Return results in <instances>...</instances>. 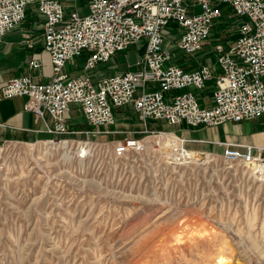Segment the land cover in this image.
<instances>
[{
  "label": "rangeland",
  "instance_id": "374dc122",
  "mask_svg": "<svg viewBox=\"0 0 264 264\" xmlns=\"http://www.w3.org/2000/svg\"><path fill=\"white\" fill-rule=\"evenodd\" d=\"M72 4L87 13V0ZM233 24L215 23L211 38L232 41ZM166 33L180 35L172 24ZM67 129L66 154L45 144L52 136L0 142V264H264L257 164L211 155L170 164L167 141L152 132L137 139L151 135L145 153L79 163L76 141L113 143Z\"/></svg>",
  "mask_w": 264,
  "mask_h": 264
},
{
  "label": "built area",
  "instance_id": "2783aa9c",
  "mask_svg": "<svg viewBox=\"0 0 264 264\" xmlns=\"http://www.w3.org/2000/svg\"><path fill=\"white\" fill-rule=\"evenodd\" d=\"M72 1L0 0V38L23 22L30 4L36 5L43 19L42 46L49 54L51 80L37 83L30 76L12 78L0 88V97L23 96L25 111L33 113L35 119L48 118L46 132L52 136L48 145L63 147L66 143L69 152V146L74 144L73 140L62 138L68 134L65 116L71 104L78 106L92 128L112 126L113 108L129 103L142 121L163 120L191 127L238 123L264 115V0H87L85 14ZM217 4L230 6L238 20L234 42L227 48L215 47L219 74L213 76L206 66L186 72L172 64L166 27L172 24L179 31L174 42L177 50L194 54L222 15ZM140 41H144L145 51L139 62L142 67L136 72L105 77L95 83L87 74L69 78L63 72L66 63L85 53L83 70L92 71L115 53ZM27 45L31 47V41ZM39 65L36 60L29 62L32 69ZM212 78L215 89L210 108L200 107L188 91L173 96L170 102L164 100L167 91L188 87L202 90ZM147 82L155 83L157 89L143 90L135 96L137 89ZM150 134L141 140L127 138L113 145L79 140L75 158L81 163L98 154L104 163H118L129 154L145 153L146 138L157 134L161 142L168 143L170 155L163 157L170 164L180 165L190 160L183 139L164 132ZM78 149L86 152L78 155ZM262 151L254 155L250 147L241 153L226 146L220 157L227 163L251 166L264 163Z\"/></svg>",
  "mask_w": 264,
  "mask_h": 264
},
{
  "label": "crops",
  "instance_id": "0c3cea01",
  "mask_svg": "<svg viewBox=\"0 0 264 264\" xmlns=\"http://www.w3.org/2000/svg\"><path fill=\"white\" fill-rule=\"evenodd\" d=\"M217 6L221 9L222 15L213 23L211 29L215 23L221 25L225 19L234 20L235 35L232 41H228L225 37H221L224 44L218 40H213L210 32V35L201 43L199 51L194 54H184L174 47L175 40L172 41L169 38L168 47L172 54V64L186 72L206 66L213 76L219 74L218 53L215 47L222 45L227 48L234 42L237 37L238 20L233 15L230 6L226 4H217ZM42 21V17L36 10V5L30 4L26 9L23 22L0 38V88L8 80L20 76H30L37 83H45L51 80L52 66L49 54L42 46ZM28 41H31V47L27 45ZM144 51L145 43L142 41L124 51L115 53L109 61L97 65L94 70L88 72L83 70L85 53L74 61L66 63L63 72L69 78L87 74L95 83L105 77L138 71L142 67L139 62ZM32 60L38 61L39 67L29 68V62ZM157 87L155 83L147 82L143 88L137 89L135 96L140 95L143 90L154 91ZM214 89L215 79L212 78L206 82L202 90L188 87L182 91H167L163 95L164 100L170 102L173 96L188 91L195 97L200 107L210 108L213 105ZM25 100L26 98L23 96L8 99L0 97V142L7 140L30 142L51 137L46 132V127L50 123L49 119H35L33 113L23 109ZM113 114L115 124L99 128H91L86 125L84 117L75 104L70 105L65 117L70 131L79 135L82 134L83 138L84 136L85 138L97 136L98 140L113 144L125 138L140 139L147 132H164L183 139V146L194 156H197L196 154L221 156L226 146L241 153L246 152L247 148L250 147L254 155L258 154V150L264 149V115L238 123L226 122L211 127H191L185 123L168 124L163 120L142 121L130 103L113 108ZM77 119H83L85 124L83 128L73 127L74 122L78 121ZM260 154L264 157V151Z\"/></svg>",
  "mask_w": 264,
  "mask_h": 264
},
{
  "label": "bare ground",
  "instance_id": "6f19581e",
  "mask_svg": "<svg viewBox=\"0 0 264 264\" xmlns=\"http://www.w3.org/2000/svg\"><path fill=\"white\" fill-rule=\"evenodd\" d=\"M44 142V141H43ZM48 143V141H46L45 142V144H47ZM88 145H90V143H88V144H86V146H88ZM63 147L66 149L67 148V145H66V143H64V145H63ZM89 147V146H88ZM164 146H161L160 147V150H162V148H163ZM86 152V149H84L83 151H81V149H78L77 150V154L79 155H81V154H83V153H85ZM190 152V151H189ZM189 152H187V156H189L190 157V160H198V158H197V156H194V155H192L191 153H189ZM67 153V151H64V154H66ZM195 154V153H194ZM161 155H164L163 153H161ZM165 156V155H164ZM200 156V155H199ZM205 156H209V155H205L204 154V156H200V159H203V158H205ZM166 157V156H165ZM201 157H203V158H201ZM189 160V161H190ZM191 162V161H190ZM196 163H198V162H196ZM260 164V165H259ZM259 164H257V167H256V169L254 170V175L256 176H261V179L263 178V176H264V163H259ZM260 180V179H259Z\"/></svg>",
  "mask_w": 264,
  "mask_h": 264
}]
</instances>
